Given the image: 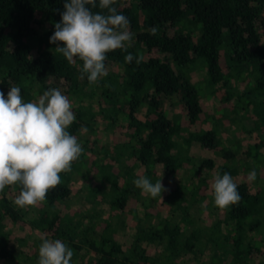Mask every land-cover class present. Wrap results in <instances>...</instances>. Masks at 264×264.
<instances>
[{"label":"trees","instance_id":"trees-1","mask_svg":"<svg viewBox=\"0 0 264 264\" xmlns=\"http://www.w3.org/2000/svg\"><path fill=\"white\" fill-rule=\"evenodd\" d=\"M64 3L0 0V92L7 98L9 87L17 86L23 100L33 102L59 88L76 118L68 131L82 146L71 171L60 174L61 183L43 204L27 210L16 206L19 185L0 193V264L26 261L28 238L11 234L28 227L44 239L64 241L74 251L71 264H264V0H116L113 6L130 22L131 46L107 54L108 74L95 84L87 74L80 78L82 61L70 64L55 51L57 44L49 43ZM93 11H101L99 0ZM128 54L134 56L131 63L125 62ZM199 73L200 85L194 78ZM205 94L221 107L209 110ZM96 96V112L79 105ZM96 122L112 131L111 142L108 134L85 138ZM230 125L258 134L241 166L236 143L219 139V128ZM194 143L220 161L197 163L189 155ZM97 151L105 163L93 159ZM253 170L256 179L249 181ZM184 172L190 174L185 183L176 179L170 185L166 179ZM74 173L88 178L87 202L106 204L111 217L104 219L93 207L71 212ZM225 173L241 200L221 210L211 185ZM161 175L167 190L162 201L147 196L140 203L145 195L134 180L144 176L155 183ZM207 201L216 217L212 222L195 215ZM139 204L143 217L137 214ZM127 226L135 235L120 239V227ZM12 239L19 252L11 250ZM41 243L36 239V250ZM83 247L93 255L88 263L78 254ZM38 259V252L30 257L32 264Z\"/></svg>","mask_w":264,"mask_h":264},{"label":"clouds","instance_id":"clouds-1","mask_svg":"<svg viewBox=\"0 0 264 264\" xmlns=\"http://www.w3.org/2000/svg\"><path fill=\"white\" fill-rule=\"evenodd\" d=\"M115 3L116 0H99L101 11L94 12L97 0H65L61 22L54 25L49 40L57 44L55 51L70 64L77 59L83 62L80 78L87 74L92 84L107 76L108 53L131 46L130 22L117 12ZM156 32V28L151 29L152 35ZM124 59L131 63L134 56L128 54ZM75 119L69 98L59 88L45 91L33 102H25L17 86L9 87L7 98L0 92V193L8 186L19 185L16 206L27 210L43 204L48 192L61 183L60 174L70 172L82 154L77 137L68 131ZM162 175L155 183L141 176L134 184L141 195L162 201V193L167 191L161 183ZM255 179L253 170L248 180ZM211 188L214 204L221 210L241 200L228 173L217 175ZM73 255L64 241L44 239L38 264H71Z\"/></svg>","mask_w":264,"mask_h":264},{"label":"rangeland","instance_id":"rangeland-1","mask_svg":"<svg viewBox=\"0 0 264 264\" xmlns=\"http://www.w3.org/2000/svg\"><path fill=\"white\" fill-rule=\"evenodd\" d=\"M111 70L113 72H118L119 71V67L116 65H113L111 67ZM194 78L197 80V84L200 85L199 80L202 78L201 73L196 74L194 76ZM243 86V85H240ZM199 88H202L201 86ZM214 99H209L208 96L205 94L203 96V100L207 106V108L211 111H215L216 109H218L219 107H221V102L217 99H215V97H213ZM171 100H169L167 102V105L171 108H173V106L171 105ZM74 100H73V104H74ZM79 105L82 107V109L84 110H88L90 108L94 109V111L96 112L98 110V96H96L93 99H90L89 97L84 98L83 101L79 102ZM168 107V108H169ZM146 110L143 109L141 110V114H145ZM229 118L223 119L222 120V125H224L225 123H228ZM220 124V126H221ZM94 132L92 133L91 136H87L85 135V138L90 139L91 137L96 138V139H102L104 138L105 135H109V139L107 142H111V138L110 136L112 135V131H106L104 125H102L101 122H96V124H94L93 126ZM219 139L222 140L226 145H228V142H234L237 145V149H238V165H242L244 162L247 161L244 153L246 152V150L248 149L249 145L255 143L256 141H258V134H245L242 131V128H240V125H230V126H226V127H221L219 128ZM189 155L191 157H193L194 159L197 160V163L201 162L203 159H214L215 161H220L218 157H216V155L214 154V152L212 151H208L204 148H202L199 144L194 143L192 144L190 151H189ZM93 159L100 162V163H105L106 162V157L105 155H103L100 151H97L96 155H93ZM124 163V160H123ZM222 163V162H221ZM126 165V164H124ZM242 172V169H241ZM190 174L189 172H184V174L180 177H176V178H166L167 181L170 183V185H172V183L177 181H182V182H186L187 180H189ZM88 178L85 176V174H77L74 173V176L72 177V182H71V187L74 190V195L72 197V201H71V205L72 206V211L74 212L76 210H80V211H86L88 210L90 207L96 210H99L102 212L103 214V218L104 219H108L109 217H111L112 215V211L110 210V207H108L106 204H95L94 206H91L90 203L87 202V195L86 194V185H87V180ZM95 182H98L97 179H94ZM10 197H12L10 195ZM147 201L148 197L147 196H143V198L141 199L140 203ZM209 204V201H207L206 203H204V205L199 206L197 209L195 210V215H197L198 217H200L201 219H203L206 222H212L216 219V217L213 215V213L211 212V210L207 209V206ZM96 207V208H94ZM200 207V208H199ZM143 206L141 204H139L138 207V215L143 217ZM132 214V213H131ZM163 215H167L168 212L166 210L163 211L162 213ZM123 218V217H122ZM120 229L122 231L125 232H121L122 234H119V238L120 239H126L127 236L133 237L135 235V229L134 227H129L127 226L126 228H121ZM12 238L15 239L18 236H23L24 238H28V243L26 244V252H25V256H26V261L24 259H21L23 261H21V264H32L30 257H32L33 255H36V253L38 252V250L35 249V241L40 240V242H43L44 238H46V236L42 233L36 232L35 230H31L30 227L25 228V229H16L14 231V234H11ZM11 240V245L10 248L12 251L14 252H19V245L17 243L16 240ZM80 240V239H79ZM78 254L80 256L84 257V261L86 263H88L90 260H92L93 255L87 253V248L83 247V250L78 252ZM2 264H8V263H2Z\"/></svg>","mask_w":264,"mask_h":264}]
</instances>
